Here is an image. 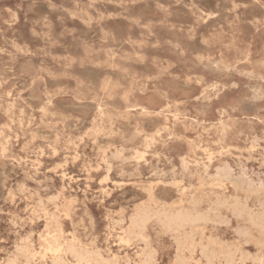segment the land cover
I'll return each instance as SVG.
<instances>
[{
  "label": "rangeland",
  "instance_id": "rangeland-1",
  "mask_svg": "<svg viewBox=\"0 0 264 264\" xmlns=\"http://www.w3.org/2000/svg\"><path fill=\"white\" fill-rule=\"evenodd\" d=\"M263 213L264 0H0V264H264Z\"/></svg>",
  "mask_w": 264,
  "mask_h": 264
},
{
  "label": "bare ground",
  "instance_id": "bare-ground-1",
  "mask_svg": "<svg viewBox=\"0 0 264 264\" xmlns=\"http://www.w3.org/2000/svg\"><path fill=\"white\" fill-rule=\"evenodd\" d=\"M244 7V6H243ZM244 8H246V7H244ZM202 11V10H201ZM236 14V13H235ZM202 18V17H201ZM204 20H205V18H204ZM239 20V19H238ZM240 21V20H239ZM195 25H193V27H194ZM202 26V25H201ZM239 26V25H238ZM171 27V26H170ZM196 28V27H195ZM172 29V28H171ZM175 29V28H174ZM197 29V28H196ZM181 55H184V54H181ZM185 56V55H184ZM130 58V57H129ZM196 59V58H195ZM197 60V59H196ZM137 62V61H136ZM138 63V62H137ZM154 63V62H153ZM241 63V62H240ZM139 64V63H138ZM221 71V70H220ZM253 73V72H252ZM8 74V73H7ZM229 74V73H228ZM261 79V78H260ZM252 80V79H251ZM250 81V80H249ZM235 86V85H234ZM237 89V88H236ZM255 89V88H254ZM257 89V88H256ZM251 90V89H250ZM253 91V90H252ZM257 91V90H256ZM257 92H259V91H257ZM256 93V92H255ZM203 101V100H202ZM204 102V101H203ZM255 102V101H254ZM126 104V103H125ZM127 105V104H126ZM234 109V108H233ZM223 116V115H222ZM137 133V132H136ZM140 133V132H139ZM142 133V132H141ZM111 137H112V135H111ZM192 141V140H191ZM224 151V150H223ZM38 153V152H37ZM39 154V153H38ZM192 155V154H191ZM196 156V155H195ZM5 157V156H4ZM129 159V158H128ZM182 161V160H181ZM180 161V162H181ZM172 163V162H171ZM158 165H159V163H158ZM174 165V164H173ZM244 165V164H243ZM242 166V165H241ZM132 167V166H131ZM139 167V166H138ZM137 167V168H138ZM157 168H158V166H157ZM37 169H39V168H37ZM216 170H217V168H216ZM230 170V169H229ZM135 171V170H134ZM232 171V170H231ZM241 171H242V169H241ZM159 172V171H158ZM137 173V172H136ZM140 172H138V174H139ZM223 173V172H222ZM227 173V172H226ZM232 173V172H231ZM243 173H244V171H243ZM24 174V173H23ZM246 174V173H245ZM137 175V174H136ZM248 175V174H247ZM155 176V175H154ZM205 176V175H204ZM142 176H140V178H141ZM135 178H138V176L137 177H135ZM244 178V177H243ZM32 179V178H31ZM229 179H231V178H229ZM239 179V178H238ZM236 180V179H235ZM243 180V179H242ZM247 180H248V178H247ZM252 180V179H251ZM229 181H232V180H229ZM242 182V181H241ZM250 182V181H249ZM162 183H164V182H162ZM239 183V182H238ZM240 184V183H239ZM262 184V183H261ZM132 185V184H131ZM240 186V185H239ZM248 186V185H247ZM118 187H120V185H118ZM241 187V186H240ZM252 188H253V186H251ZM257 187V186H256ZM199 188V187H198ZM44 189V188H43ZM45 191V190H44ZM67 191V190H66ZM196 197V196H195ZM217 197V196H216ZM83 200V199H82ZM194 200H195V198H194ZM202 201V200H201ZM216 202V201H215ZM216 205H218V204H216ZM228 206V205H227ZM243 206V205H242ZM218 207V206H217ZM216 207V208H217ZM225 207V206H224ZM224 207H222V208H224ZM236 207V206H235ZM234 207V208H235ZM35 208V207H34ZM194 208V207H193ZM220 208V207H219ZM226 208V207H225ZM230 208V207H229ZM220 210V209H219ZM174 211V210H173ZM218 211V210H217ZM216 210H215V212H217ZM221 212V211H220ZM228 212V211H227ZM217 214V213H216ZM219 214V213H218ZM264 214V213H263ZM232 215V214H231ZM11 216V215H10ZM212 216V215H211ZM235 216V215H234ZM223 217V216H222ZM238 217V216H237ZM16 218V217H15ZM212 218V217H211ZM245 218V217H244ZM237 219V218H236ZM239 219V218H238ZM15 220V219H14ZM201 220V219H200ZM205 220V219H204ZM218 220V222H219V219H217ZM240 220V219H239ZM189 221H191L190 219H188V218H186V217H179V216H177V217H175V218H172V219H168V224L167 225H169V226H173V227H180L181 225H183L184 223H187V222H189ZM205 221H207V220H205ZM221 221V220H220ZM18 222V221H17ZM158 222V221H157ZM223 222V221H222ZM237 223V222H236ZM15 224H16V222H15ZM18 224V223H17ZM221 224V223H220ZM260 225V224H259ZM263 225V224H262ZM20 226V225H19ZM47 226V225H46ZM90 226V225H89ZM217 227V226H216ZM225 227V226H224ZM229 227V226H228ZM257 228V227H256ZM171 229V228H170ZM258 229V228H257ZM48 230V229H47ZM105 230V229H104ZM244 230V229H243ZM179 231H181V230H179ZM204 231V230H203ZM237 231V230H236ZM245 231V230H244ZM243 231V232H244ZM206 232V231H205ZM263 232V231H262ZM197 234H198V232H197ZM203 234V233H202ZM238 235V232L236 233L235 232V235ZM240 234H241V232H240ZM242 235V234H241ZM62 237V236H61ZM238 237H240V235L238 236ZM243 237V236H242ZM86 238V237H85ZM244 238V237H243ZM25 239V238H24ZM58 239V238H57ZM63 240V239H62ZM22 241V240H21ZM201 241V240H200ZM218 241V240H217ZM202 243H203V241H202ZM26 244H28V243H26ZM206 247V246H205ZM216 247V246H215ZM218 248V247H217ZM22 249H23V247H22ZM22 249H20V251L22 250ZM83 249V248H82ZM178 249H180V248H178ZM215 250V249H214ZM22 251H24V249L22 250ZM51 251L52 252H55V253H61L63 250L60 248V247H55V248H52L51 249ZM258 251V250H257ZM25 252V251H24ZM179 252V251H178ZM189 253V252H188ZM261 253V252H260ZM209 255H211V256H215V252L214 251H211L210 253H208ZM242 253H240V255H241ZM259 254V253H258ZM23 255V254H22ZM181 255V254H180ZM243 257V256H242ZM225 258L227 259V264H229L230 262H231V260H232V258H231V253L230 252H226L225 253ZM36 259V258H35ZM180 259V258H179ZM4 260V259H3ZM63 260V259H62ZM17 261H18V259H17ZM51 261V260H50ZM64 261V260H63ZM181 261V260H180ZM263 261V260H262ZM27 264V263H26ZM75 264V263H74ZM262 264V263H261Z\"/></svg>",
  "mask_w": 264,
  "mask_h": 264
}]
</instances>
